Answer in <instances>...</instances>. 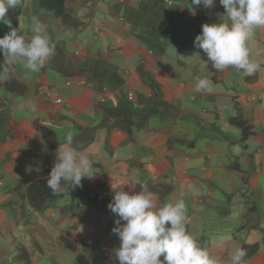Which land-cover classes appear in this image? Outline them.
<instances>
[{
    "label": "crops",
    "instance_id": "crops-1",
    "mask_svg": "<svg viewBox=\"0 0 264 264\" xmlns=\"http://www.w3.org/2000/svg\"><path fill=\"white\" fill-rule=\"evenodd\" d=\"M199 8L190 0H95L76 11L86 23L76 30L38 15L47 32L62 27L52 40L56 57L36 73L11 65L26 87L22 96L0 83V264H24L22 248L28 264H77L59 241L63 231L89 264H118V217L107 205L120 185L155 193L158 205L183 199L189 231L219 264L254 244L243 264H264V28L248 43L261 65L255 74L217 71L193 41L225 9L219 0ZM0 30L4 36L7 25ZM54 61L63 67L53 69ZM198 79H208L211 91L197 93ZM103 87L111 100L100 101ZM237 110L253 128L244 142L230 123ZM42 127L54 131L53 149ZM69 135L94 160L95 175L33 211L13 194L15 181L44 169L49 151L55 162Z\"/></svg>",
    "mask_w": 264,
    "mask_h": 264
},
{
    "label": "clouds",
    "instance_id": "clouds-1",
    "mask_svg": "<svg viewBox=\"0 0 264 264\" xmlns=\"http://www.w3.org/2000/svg\"><path fill=\"white\" fill-rule=\"evenodd\" d=\"M225 13L219 23H204L193 44L201 49L207 61L217 71L234 68L245 76L255 74L261 65L250 59L248 43L257 29L264 28V0H219ZM215 0H191L194 10L199 6L212 8ZM22 5V0H0V22L7 20L9 8ZM33 35L27 38L21 29H12L0 37V54L7 65L22 62L30 73L41 71L56 54V45L50 39L46 26L33 17ZM10 68L0 67V83L10 78ZM208 79H198L197 93L210 92ZM69 135L65 147H58L55 162L46 177L53 195L68 193L81 187L82 179L94 177L93 159L72 147ZM124 185V184H123ZM113 193L107 207L118 218L112 232L119 238L114 249L118 264H219L197 236L189 231L187 207L183 199L158 205L155 193L142 189L129 193L122 185ZM134 187V186H133ZM123 221V223H121ZM247 253L236 248L229 264H243ZM163 257V259H161Z\"/></svg>",
    "mask_w": 264,
    "mask_h": 264
},
{
    "label": "trees",
    "instance_id": "trees-1",
    "mask_svg": "<svg viewBox=\"0 0 264 264\" xmlns=\"http://www.w3.org/2000/svg\"><path fill=\"white\" fill-rule=\"evenodd\" d=\"M32 4H35L37 9L47 15L50 19L57 23L65 26L68 29H78L81 26H85L86 23L80 21L76 16V11L88 3H92L95 0H30ZM25 6V0H22V5L17 8H9L7 12V20L10 24L5 23L8 28V32L12 29H16L20 17L22 15ZM191 6V0H190ZM192 8V6H191ZM196 11H199L195 8ZM3 37V36H0ZM31 38V36H26ZM7 66L10 68V78L3 82L7 92L22 96L25 93L26 87L21 83L14 72L11 65H7L3 55L0 54V67ZM230 123L236 127L240 132V140L246 141L251 135H253V128L248 120H246L242 114L237 110V114L230 118ZM5 131V133H7ZM41 134L48 145V149L56 147L57 142L54 139V131L50 128L42 127ZM10 136V134H8ZM3 135H0V140L3 139ZM49 151V150H48ZM52 155L49 151L46 154V167L44 169H31L30 171L23 173L19 178L16 179L13 187V194L21 200H24L27 206L31 207L33 211L44 212L46 211L53 202L64 197L65 194L53 195L51 190L47 187L46 177L48 176L51 167L53 166ZM264 240V237H263ZM59 241L68 250L74 252L75 260L77 264H89L82 254H79L76 247L73 244L71 235L67 231H63L59 236ZM257 245H247L244 247L248 255L253 254L256 251ZM22 255L21 259L24 264L29 263L28 253L26 249H20L19 256Z\"/></svg>",
    "mask_w": 264,
    "mask_h": 264
},
{
    "label": "rangeland",
    "instance_id": "rangeland-1",
    "mask_svg": "<svg viewBox=\"0 0 264 264\" xmlns=\"http://www.w3.org/2000/svg\"><path fill=\"white\" fill-rule=\"evenodd\" d=\"M196 9L200 10L199 7H197ZM195 10V9H194ZM196 11V10H195ZM42 15L44 16L45 18H49L47 15H45L43 12L39 11L37 9V7L35 6V4H32L30 0H25V6H24V9H23V12H22V15H21V18H20V27L19 29L23 30V34L26 35V36H30L33 34L32 32V28H33V17H36L38 18L40 21H41V18L38 16V15ZM129 14L127 13L126 15V19L127 21H129ZM52 26V25H51ZM2 29V27H1ZM59 29H62L61 26H59L58 24L56 23H53V26L50 28V30L48 31V34L50 36V39L51 41L54 39V35H56L58 33V30ZM61 32V31H60ZM0 34H4L2 32V30H0ZM63 36H65L64 34H62ZM57 54L54 55V57H56ZM53 58V57H52ZM51 58V59H52ZM56 65L57 66H62L63 67V62H57V61H54V63H51L50 66L54 68H56ZM51 69V68H49ZM81 198H83V196H79ZM80 200H77L75 202V208H77V204ZM30 209H32L31 207H29Z\"/></svg>",
    "mask_w": 264,
    "mask_h": 264
},
{
    "label": "built area",
    "instance_id": "built-area-1",
    "mask_svg": "<svg viewBox=\"0 0 264 264\" xmlns=\"http://www.w3.org/2000/svg\"><path fill=\"white\" fill-rule=\"evenodd\" d=\"M126 99L132 104V107H134V108L138 107V104L134 100V94L132 91H128L126 93ZM106 100H111V93H110V91H108L107 87H103L102 92H101V96H100V101L105 102ZM55 102L60 103V102H62V99L56 98Z\"/></svg>",
    "mask_w": 264,
    "mask_h": 264
}]
</instances>
